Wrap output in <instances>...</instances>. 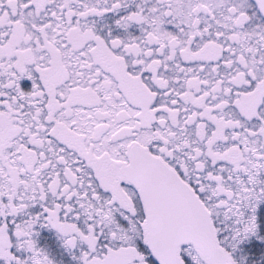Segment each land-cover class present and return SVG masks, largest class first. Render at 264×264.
<instances>
[{
  "label": "snow or ice",
  "instance_id": "6c2138e0",
  "mask_svg": "<svg viewBox=\"0 0 264 264\" xmlns=\"http://www.w3.org/2000/svg\"><path fill=\"white\" fill-rule=\"evenodd\" d=\"M0 264H264V0H0Z\"/></svg>",
  "mask_w": 264,
  "mask_h": 264
}]
</instances>
